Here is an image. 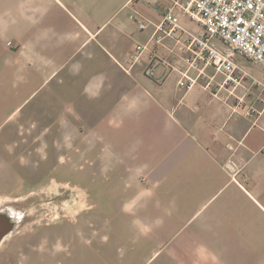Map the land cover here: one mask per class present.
<instances>
[{
	"label": "crops",
	"instance_id": "obj_1",
	"mask_svg": "<svg viewBox=\"0 0 264 264\" xmlns=\"http://www.w3.org/2000/svg\"><path fill=\"white\" fill-rule=\"evenodd\" d=\"M183 1L0 0V196L16 180L23 190L54 147L94 187L92 205L63 216L92 223L85 264H264V67L237 54L232 79L188 69L185 31L202 25L174 5ZM170 7L180 14L171 35L159 27ZM97 205L118 209L101 214L102 242L100 214L88 213ZM14 235L0 264L60 257L11 247Z\"/></svg>",
	"mask_w": 264,
	"mask_h": 264
},
{
	"label": "rangeland",
	"instance_id": "obj_2",
	"mask_svg": "<svg viewBox=\"0 0 264 264\" xmlns=\"http://www.w3.org/2000/svg\"><path fill=\"white\" fill-rule=\"evenodd\" d=\"M187 68L191 69L188 64ZM48 150L45 163H40L41 165L38 162L31 163L32 176L27 179L28 186L25 185L22 188L23 190H20L18 180H16V192L0 196V210L9 208L18 219V223L13 230L15 235L8 242V245L12 247L18 243L21 248L23 247V252L46 249L47 252L58 251L61 253L59 254L60 257L56 259H47L38 264H85L86 255L90 252L95 241L92 235L94 233L91 228L92 223L89 224L84 220L86 215L84 212L74 222L65 219L63 216L73 218L80 211L77 205H92L94 201L91 195L88 198L87 189L89 188L90 194L94 195V187L89 185L87 177L81 175L82 172H79V175H72L69 164H59L54 159V147H48ZM18 189L20 191H17ZM73 211L75 213L71 214ZM88 213L93 216L91 221L97 220L96 218L100 214V229L97 226L95 230L100 231L99 236L101 237V214L106 213L110 216H116L118 209L115 206L97 205L88 210ZM58 216L63 220L46 224V222H50L51 218ZM22 233L31 234L32 236L44 234L45 243L41 245L36 242L30 243L31 245L34 244L35 247L20 243L17 240L23 239ZM100 242H102V237ZM75 253H78V255L77 257L74 256L72 262L71 257Z\"/></svg>",
	"mask_w": 264,
	"mask_h": 264
},
{
	"label": "built area",
	"instance_id": "obj_3",
	"mask_svg": "<svg viewBox=\"0 0 264 264\" xmlns=\"http://www.w3.org/2000/svg\"><path fill=\"white\" fill-rule=\"evenodd\" d=\"M174 5L202 25L200 33L185 31L189 37V55L185 62L189 67L203 73L211 66L216 72L224 73L225 80L232 79L237 54L264 67V0H184ZM179 22L180 14L170 7L163 14L159 27L171 35L180 28ZM140 27L143 28L144 23L141 22ZM144 50L143 45H136L132 61H140ZM194 82L183 73L179 85L188 88ZM234 82H238L235 77ZM225 168L236 178L242 170L233 161H227Z\"/></svg>",
	"mask_w": 264,
	"mask_h": 264
},
{
	"label": "water",
	"instance_id": "obj_4",
	"mask_svg": "<svg viewBox=\"0 0 264 264\" xmlns=\"http://www.w3.org/2000/svg\"><path fill=\"white\" fill-rule=\"evenodd\" d=\"M17 223V216L13 212L0 210V242L5 235L14 230Z\"/></svg>",
	"mask_w": 264,
	"mask_h": 264
},
{
	"label": "flooded vegetation",
	"instance_id": "obj_5",
	"mask_svg": "<svg viewBox=\"0 0 264 264\" xmlns=\"http://www.w3.org/2000/svg\"><path fill=\"white\" fill-rule=\"evenodd\" d=\"M3 210H10L9 208H4Z\"/></svg>",
	"mask_w": 264,
	"mask_h": 264
},
{
	"label": "bare ground",
	"instance_id": "obj_6",
	"mask_svg": "<svg viewBox=\"0 0 264 264\" xmlns=\"http://www.w3.org/2000/svg\"><path fill=\"white\" fill-rule=\"evenodd\" d=\"M10 211V210H9ZM12 212V211H11Z\"/></svg>",
	"mask_w": 264,
	"mask_h": 264
}]
</instances>
